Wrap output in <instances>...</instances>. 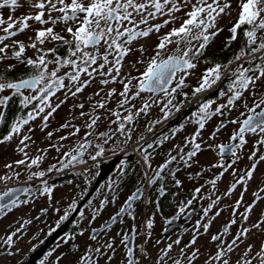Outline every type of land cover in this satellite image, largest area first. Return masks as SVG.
Segmentation results:
<instances>
[{
  "label": "snow or ice",
  "instance_id": "6c2138e0",
  "mask_svg": "<svg viewBox=\"0 0 264 264\" xmlns=\"http://www.w3.org/2000/svg\"><path fill=\"white\" fill-rule=\"evenodd\" d=\"M25 5H27V13L22 14L20 17L14 16L16 10ZM238 7L237 19L229 29L231 36L228 44L237 40L239 32L242 31L244 41L241 48L228 64L215 63L207 68L199 78L198 86L192 89V98H195L217 85L227 73L228 91L219 93L221 97H227L226 103L216 105L214 110L215 101L203 100L197 104V109L191 113L188 122L195 123L198 128L191 139L185 141L186 144L192 145L191 151L185 153L183 148L178 147L179 157L170 155L168 161L161 165L155 176L149 180V184L161 178V172L168 164L178 158L190 167L189 161L201 150V144L197 143L196 140L200 135V130L204 129L206 122L215 115H225V110H230L238 101L244 98L246 91L264 86V0H238ZM5 8L10 10V14L7 19L0 14V61L9 59L8 52L11 51V58L30 67L34 72L28 78L19 79L15 82L5 80L4 77L0 76V93L6 89L12 90L14 95L22 96L20 103L24 107H27L34 100H38L39 104L35 106L34 111L27 114L26 118L17 117L8 134L0 139V143L10 141L14 134H20L23 125H27L29 121L36 119L37 115L44 113L45 108H49L50 111L42 117L45 122L43 127H46L49 118L65 102L61 100L54 106L50 103V98L55 96L56 92L61 89L65 90V99L69 96L76 97L92 83L96 75L101 77L100 83L102 85L115 82L123 85V91L119 92L121 98L117 102L118 109L122 111L107 107V100L116 94V89L109 90L106 96H101L103 89L96 92L95 96H101V99L91 105V111L88 113L83 111V103L76 105L81 109L80 116L88 117L84 124L88 131L84 134V142L72 149L75 154L71 155L68 163L63 165L66 168L73 161H78V157L83 156L88 147L93 146L88 137L95 136V139L99 141L94 145L95 154L89 157L91 160L96 161L98 157L104 154L105 145H108L110 141H114V138L124 137L123 143L125 144L131 140L132 133L136 130L135 124L139 118L150 115V110L154 106L159 107L160 115L156 119L147 122L145 126L147 133H153L157 125L166 122L175 114L181 112L185 104L190 102L191 99L187 93L182 92V89L186 87L184 76L180 77L174 87L170 88L169 85H171L177 73H184L186 76L190 73V70L197 67L196 61L203 56L204 50L212 39L222 31L218 27V21L222 16L231 15V0H0V9ZM179 13H183V15H178ZM158 19H162V22L153 23ZM30 22H34L39 27L32 28ZM177 22H179L178 26ZM168 25L172 26L163 35L158 36L155 55L147 61L145 71L138 77L129 74L127 78L118 80L122 77L124 58L133 51V42L147 38L152 33L159 34L161 29ZM58 26L60 31H57ZM29 29L33 31L34 36H29L27 43L15 39L19 34ZM46 44H53V46L50 48L43 47ZM170 45L175 46V54L168 55L167 58H161ZM61 47L67 49L66 54L63 56L59 54ZM27 49H33L38 55L27 57ZM138 50L142 56L145 54L146 49L143 45ZM49 56L52 58L49 59ZM140 62L142 61H138V63ZM234 62L236 66L229 70V65ZM49 65H54V67L49 69ZM12 67L14 65H9V69ZM62 69H65V71L61 75ZM67 69L71 70L68 71ZM133 81H136L135 85H133ZM24 89L34 90L36 95L23 96L22 90ZM144 92L150 93L147 99L141 96ZM160 94L165 98L163 101L158 98ZM253 94L255 97V93ZM178 95H183L184 100L178 101ZM137 98L142 100L139 107L133 103ZM10 100L11 96L0 95V106H7ZM253 104L254 106L249 108L245 103V108L251 113L246 119L230 121L239 125V128L230 137L231 141H238V143L216 145L220 154H230L235 158L232 161V164H234L241 159L238 151L247 144L246 134L251 133L259 137L248 156L249 161L252 162L250 167L239 172L234 171V175L238 178L223 194L224 197H230L238 185L246 186L249 181L253 180L258 164L264 162V153H261L257 148V145L264 146V97L259 101L254 98ZM97 109H104L108 113V128L105 131H94L99 127L98 122L102 121V117L96 114ZM256 109H260V111H256ZM0 119H5L3 111H0ZM224 126L225 124L222 121L216 131L218 132ZM43 127L41 130H43ZM69 127L73 128V131L69 133L70 136H75L81 131L79 127L71 125L70 122L61 125V128ZM179 130L177 128L169 134H163L161 137L155 138L153 143H162L170 139ZM48 136L50 138L52 133H48ZM213 136H215V133H213ZM30 139V136H23L20 140L23 147L18 148V151L23 152L26 158H28V154L24 151L27 147L25 141ZM60 139L65 140L68 137L62 136ZM139 140H145L144 134H141ZM153 143H147V147L152 148ZM59 150V147H57V151ZM64 155L68 156L70 153L66 152ZM29 159L30 163L27 164V167L31 168L39 164L42 156L38 155ZM148 161L149 156L145 154L144 162L147 164ZM15 163L23 165L25 160L21 159ZM5 167L11 168L12 165H5ZM213 167H223L224 171H227L231 164L213 165ZM51 170L50 168L49 171ZM16 174L19 175V173ZM32 175L42 177L45 173L41 171ZM198 175L200 174L197 173ZM223 175L224 172H221L207 183L215 189L217 181ZM5 179L7 177H0V180ZM176 184L179 185L180 181L176 180ZM202 187L194 190L193 197L187 201V205H191L193 200L197 199V194L201 193ZM43 191L51 193L52 189L45 187ZM139 191L137 189V193L130 196L128 200L132 201L139 198ZM261 193H264V188L253 193L254 199L251 204L244 205V192H241L240 198L231 206L233 219L223 226L220 233L211 236V241L216 243L214 252L208 251L205 254L195 245L199 235L209 231L212 219L219 216L220 211H216L215 216L207 219L204 223L197 221L191 241L180 249L183 260L173 259L170 256L173 244H180V240L177 239L173 243H169L166 248L161 249L156 264H167L168 259H172V264H184V261H187V264H195V261L201 257H204L203 264H264V241H261L258 250H256L254 244H247L243 252L235 255V258L233 257L240 245L244 244L250 236L264 234V212L260 214L255 222L248 223L255 205L259 200L264 199ZM13 196L14 190L12 189L0 193V200L8 198L7 203H0V214H3L5 209L10 211L12 207L17 205V199ZM199 198L210 200L207 208L203 209L202 219L207 218L212 209L222 199L214 191L210 192L207 197L201 196ZM24 203H27V201H24ZM90 204L91 201H89ZM103 204L104 201H101V206ZM240 207L244 208L243 212L238 211ZM130 208L131 204H128L127 207L120 209V213L128 212L131 215ZM76 209L77 202L74 200L69 205V211H66L60 221L57 222V227L68 219L70 212H74ZM183 211L184 206L182 205L180 212ZM80 215L83 216V212ZM237 215L240 217V227L231 241H226L223 237L230 234L231 227L238 223L235 218ZM115 220L116 217L113 218V222ZM30 223V220H25L15 232L8 234L6 237H0V241L6 248L10 249L14 246V237L25 225ZM246 224L248 226H245ZM147 226L148 228L152 227L151 221L148 222ZM200 229H203V233ZM53 231H55V228L50 229L49 234ZM91 238L93 240L97 239L95 235ZM127 241L128 236L126 235L123 243H127ZM157 244H159V241H157ZM105 247L114 250L111 242H108ZM188 248L193 250L189 253ZM91 251L102 254L100 247ZM17 252H19V249H17ZM7 255L11 256L14 253L8 251ZM48 255H51V253H48ZM81 259L84 264H87L91 257L85 256ZM41 264H44L43 260ZM127 264H139V261L134 259L131 248H128Z\"/></svg>",
  "mask_w": 264,
  "mask_h": 264
},
{
  "label": "flooded vegetation",
  "instance_id": "af4514ba",
  "mask_svg": "<svg viewBox=\"0 0 264 264\" xmlns=\"http://www.w3.org/2000/svg\"><path fill=\"white\" fill-rule=\"evenodd\" d=\"M231 6L235 10V14L222 16L218 21V27L222 31L212 39L204 50L203 56L196 61L197 67L190 70L186 76L184 73H177L169 85L170 88L174 87L180 77L184 76L186 87L182 89V92L187 93L191 98L190 102L185 104L180 113L157 125L153 133H147L145 126L148 121L154 120L160 115L159 107L155 106L150 110V115L139 118L135 124L136 130L132 133V139L126 144L123 143L124 137L114 138V141L105 145L104 154L93 161L89 157L95 154L94 145L99 141L95 139V136L88 137L93 146L88 147L84 151V155L78 157V161L82 162L73 161L66 168L63 165L67 164L71 155L75 154L72 149L84 142V134L88 131L84 127L88 118L81 117L80 112H55L46 122V127H43L45 122L42 117L47 112L40 113L36 119L22 126L20 134H14L10 141L0 143V177L12 178L8 176L11 171L15 174L14 179L0 180V193L12 189L14 190L13 198L17 199L16 206L12 207L10 211L5 209L3 214H0V237H6L15 232L25 220L31 221L14 237V246L10 249L0 241V264H25L36 254L39 256L36 257L33 264H41L42 260L44 264H84L81 258L85 256L91 257L87 264H127L128 248L132 249L133 257L139 261V264H156L161 249L166 248L169 243H173L177 239L180 240V244H173L170 256L173 259L183 260L180 249L191 241L197 221L204 223L207 219L215 216L216 211H220V215L212 219L209 231L199 235L195 245L205 254L208 251H215L216 243L211 241V236L220 233L223 226L233 219L231 206L240 198L241 192H244L243 204L247 205L253 202V193L264 188V162H260L254 172L253 180L249 181L246 186L238 185L230 197L223 195L238 178L234 175V171L239 172L250 167L252 162L249 161L248 156L253 150V145L259 139L258 136L251 133L246 134L247 144L238 151L241 159L234 164L232 161L235 158L230 154H220L216 145L238 143V141H231L230 137L239 128V125L230 121H242L251 115L245 108V103L249 108L253 107L254 98L259 101L264 97V86L246 91L244 98L230 110H225V115H215L206 122L196 140L201 144V150L189 161L190 167L178 158L161 172V178L156 179L152 184H149V180L155 176L160 166L168 161L170 155L179 157L178 147L183 148L185 153L191 151L192 145L186 144L185 141L186 139L190 140L198 128L195 123L188 122L191 113L196 111L197 104L203 100L215 101L214 110L216 105L225 104L227 101L226 96L219 95L221 91H228L227 73L217 85L195 98H192V89L198 86L199 78L207 68L215 63L228 64L241 48L244 41L242 31L239 32L237 40L228 44L231 36L229 29L235 23L239 12L238 0L231 1ZM171 54H175V47L168 48L161 58H167ZM235 66V62L229 65V70ZM253 93H255V97ZM141 96L147 99L150 93L144 92ZM158 98L161 101L165 99L162 94ZM177 100L183 101L184 96L178 95ZM133 103L139 107L142 100L137 98ZM256 111H260V109H256ZM29 112H13L10 115V127L17 117L26 118ZM105 115L108 117V113ZM107 117L98 122L99 127L94 131L107 130ZM222 121L225 126L217 132L216 129ZM66 122L79 127L81 131L75 136H70L69 133L73 131V128H61V125ZM0 125H2V119H0ZM10 127L0 126V139L8 134ZM42 127L43 130H41ZM177 128L180 130L176 131L170 139L162 143H153L155 138L169 134ZM48 133H52L50 138ZM141 134H144L145 140H139ZM25 135L31 137L30 140L25 141L27 147L24 151L27 152L28 158L23 152L18 151L19 147H23L20 140ZM62 136L68 137V139L61 140ZM210 137L212 138L210 139ZM147 143H153V147L148 148ZM54 145L56 147H53ZM57 147H59V151H57ZM257 148L261 153H264V146L257 145ZM66 152L70 155L65 156ZM145 154L149 156L147 164L144 162ZM38 155L42 156L39 164L28 168L29 158H35ZM10 157L12 159H9ZM21 159L25 160V164L17 166L22 168V171L18 172L14 167V170L11 169L12 167H5V165L13 166L15 161ZM220 164H231V167L227 171H224L223 167H213V165ZM50 168L51 171H49ZM4 170L9 171L8 174H4ZM41 171L45 173L42 177L32 175ZM221 172H224V175L217 181L216 187L213 189L207 181L214 179ZM102 173L105 176L98 179ZM197 173L200 175L197 176ZM97 180H99L97 187L90 192ZM176 180L180 181L179 185L176 184ZM201 186L203 187L201 193L197 194V199L193 200L191 205H187V201L193 197L194 190ZM45 187L51 188V193H45L43 191ZM137 189L140 190L139 198L129 201L128 198L137 193ZM213 191L222 199L212 209L209 216L202 219L203 209L207 208L210 200L199 197H207ZM57 194L59 196H56ZM261 195L264 196V193ZM74 200L77 202L76 211L70 212L68 219L57 227V222L66 211H69V205ZM89 201H91L90 205ZM101 201H104L103 206H101ZM7 202V197L0 200V203ZM128 204H131L129 209L131 215L128 212L120 213V209L127 207ZM182 205L184 211L180 212ZM238 211L243 212L244 208L240 207ZM81 212H83V216L80 215ZM262 212H264V199L257 202L248 223L255 222ZM118 213H120L119 216H117ZM114 217H116L115 222H113ZM235 218L238 223L231 227L230 234L223 237L229 242L240 227L239 215ZM149 221L152 224L151 228L147 226ZM52 228H55V231L49 234V230ZM58 229L61 232L55 236ZM200 231L203 233V229ZM93 235L97 237L96 240L91 238ZM126 235L128 241L123 243ZM53 236L54 238L51 240ZM50 240L51 242L47 244ZM261 241H264V234L250 236L244 244L240 245L233 257L235 258V255L243 252L247 244H254L258 250ZM108 242L113 244L114 250L105 247ZM97 247L101 248L102 254L91 251ZM192 250V248L187 249L189 253ZM8 251L13 252L14 255H7ZM203 261L204 257H201L195 261V264H203ZM167 264H172V259H168ZM184 264H187V261H184Z\"/></svg>",
  "mask_w": 264,
  "mask_h": 264
},
{
  "label": "rangeland",
  "instance_id": "374dc122",
  "mask_svg": "<svg viewBox=\"0 0 264 264\" xmlns=\"http://www.w3.org/2000/svg\"><path fill=\"white\" fill-rule=\"evenodd\" d=\"M231 1H235V0H231ZM27 11H28L27 5H25L24 7L17 9L16 12L14 13V16L20 17L22 14H26ZM230 11H231V15L235 14V10L233 9L232 6H231ZM0 14H2V16L5 19H7V16L10 14V10L7 8L0 9ZM178 15H183V13H179ZM225 16H229V15H225ZM165 18H167V17H165ZM159 22H162V19H158L156 21H153V23H159ZM30 23L32 24V28L39 27V25L35 24L34 22H30ZM170 27H171V25L165 26L163 29H161V32L159 34L152 33L147 38H142L139 41L133 42V45H132L133 51L130 52L124 58V61H123L124 67L122 69V77L118 78V80L127 78L129 76V74L131 76L137 77L139 75V73H141L142 70H144L146 68L147 61L152 56L155 55V51H156L155 46L158 43V36L163 35L165 32H167L169 30ZM57 31H60L59 26L57 27ZM29 36H34V33L31 29L26 30L24 33L19 34L17 37H15V39L22 40V41H25V43H27ZM141 45H143L146 49L145 54L143 56L141 55V53L138 50ZM52 46H53V44H46L43 47L50 48ZM173 47H175V46L174 45L169 46V48H173ZM36 54H38V53L35 52L33 49H27V52H26L27 57H35ZM8 57H9V59H6L4 61H0L1 66L14 65L15 68H21L22 66H24V64H21V63L17 62L14 58H11V51L8 52ZM138 61H142V62L138 63ZM133 65H135V67H133ZM52 68H53L52 66H49V69H52ZM67 70L70 71L71 69H67ZM64 71H65V69H62L60 74L62 75ZM100 79H101V77L99 75H96V77L92 81V83L87 88H85L82 93L77 94L76 97L69 96L67 99H65V90L61 89V90L56 92L55 96L50 98V103L54 106L55 104L59 103L61 100H64L65 102L63 104H61V106L56 110V112H60V113L81 112V109L76 107V105L83 103L84 104L83 111L88 113L91 111V105L94 104L97 100L101 99V96H106V94L109 90L116 89V94L111 99L107 100V107L110 109L120 110V109H118L117 102L121 98L119 96V92L123 91V85L119 82L102 85L100 83ZM135 84H136V81H133V85H135ZM38 87H40V86H38ZM101 89H103L101 96H95V93L100 91ZM9 91L10 90L6 89L2 93H0V95H4V94L6 95L9 93ZM23 93L25 96L36 95V92L34 90H32L30 92H23ZM0 111H2V106H0ZM48 111H50V109L45 108V112H48ZM106 113L107 112L104 109H97V111H96V114L97 115L101 114L99 116L102 118L107 117V115H105ZM9 159H12V157H10ZM15 162H14L11 169L14 170V168H16V170H18V172L20 170L22 171V168L18 167ZM0 166H1V164H0ZM8 172L9 171L4 170L3 173L8 174ZM11 172H13V171H11ZM11 172L8 176L12 177V178H7V179H14L13 176H15V174L11 173ZM56 196H59V194H57Z\"/></svg>",
  "mask_w": 264,
  "mask_h": 264
},
{
  "label": "trees",
  "instance_id": "16d2710c",
  "mask_svg": "<svg viewBox=\"0 0 264 264\" xmlns=\"http://www.w3.org/2000/svg\"><path fill=\"white\" fill-rule=\"evenodd\" d=\"M66 51L67 49L65 47H61L59 54L63 56L66 54ZM37 55L38 54H36V56ZM48 58L51 59L52 57L49 56ZM49 66L54 67V65H49ZM33 72L34 70L26 65L22 66L21 68L12 67L11 69H9V66L0 65V76L4 77L5 80H11V81L19 80L21 78H24L32 74ZM6 95L11 96V100L9 101V104L7 106H2V111L5 114V119H2V125H0L2 127H7V128L10 127V121H11L10 115L13 112L34 111L35 106L39 104L38 100H34L27 107H24L20 103L22 96L14 95L12 90H10V92ZM23 96H25L24 93Z\"/></svg>",
  "mask_w": 264,
  "mask_h": 264
},
{
  "label": "water",
  "instance_id": "95a60500",
  "mask_svg": "<svg viewBox=\"0 0 264 264\" xmlns=\"http://www.w3.org/2000/svg\"><path fill=\"white\" fill-rule=\"evenodd\" d=\"M28 77H29V76H28ZM28 77H26V78H28ZM22 79H23V78H22ZM15 81H18V80H15ZM15 81H14V82H15ZM22 91L30 92V91H32V90H31V89H24V90H22ZM111 167H112V166H111ZM103 176H105L104 173L100 174V176H99L98 179H102ZM98 183H99V180H97L96 183L92 186L90 192H92V191L97 187ZM60 232H61V230L58 229V231L55 233V236H57ZM53 238H54V236L51 238V240H52ZM51 240L48 241L47 244H49V243L51 242ZM44 247H45V246H44ZM37 256H39V254H36L35 256H32L31 259H30L27 263H25V264H33Z\"/></svg>",
  "mask_w": 264,
  "mask_h": 264
}]
</instances>
